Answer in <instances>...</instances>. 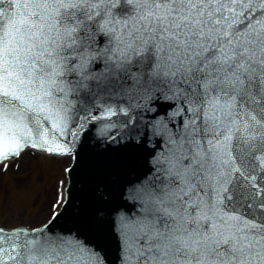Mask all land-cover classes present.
<instances>
[{
  "label": "snow or ice",
  "instance_id": "snow-or-ice-1",
  "mask_svg": "<svg viewBox=\"0 0 264 264\" xmlns=\"http://www.w3.org/2000/svg\"><path fill=\"white\" fill-rule=\"evenodd\" d=\"M85 91L159 92L183 114L153 125L164 148L120 221L122 264H264V0H0V161L67 154L52 130L77 135ZM0 264L98 254L74 234L0 228Z\"/></svg>",
  "mask_w": 264,
  "mask_h": 264
},
{
  "label": "water",
  "instance_id": "water-1",
  "mask_svg": "<svg viewBox=\"0 0 264 264\" xmlns=\"http://www.w3.org/2000/svg\"><path fill=\"white\" fill-rule=\"evenodd\" d=\"M157 95V104L135 100L125 114L118 109L129 107L132 102L125 101L128 96L94 98L85 91L78 107H91L92 111L87 113L88 119L78 118L69 125L70 130H77V135L73 137L69 131L60 137L59 132L52 130L60 142L64 138L63 143L73 147L74 160L68 172L67 202L44 229L50 234H74L87 247L100 251L106 264H121L120 221L126 218L130 205H140L139 193L145 187L141 183L155 169L154 159L164 148L161 135L153 134V125L164 120L175 128L183 119V114L174 115L175 101L166 99L167 103H162L165 97L159 92ZM106 106L116 110L110 119L102 118ZM84 114L81 112L80 116ZM38 156L44 161L54 160Z\"/></svg>",
  "mask_w": 264,
  "mask_h": 264
},
{
  "label": "rangeland",
  "instance_id": "rangeland-1",
  "mask_svg": "<svg viewBox=\"0 0 264 264\" xmlns=\"http://www.w3.org/2000/svg\"><path fill=\"white\" fill-rule=\"evenodd\" d=\"M27 155L23 170L12 164L6 172L0 170V226L5 228L45 222L56 197L54 188L63 181L62 169L68 164L67 159L44 161L37 154Z\"/></svg>",
  "mask_w": 264,
  "mask_h": 264
},
{
  "label": "bare ground",
  "instance_id": "bare-ground-1",
  "mask_svg": "<svg viewBox=\"0 0 264 264\" xmlns=\"http://www.w3.org/2000/svg\"><path fill=\"white\" fill-rule=\"evenodd\" d=\"M22 158H25V160H26V159L29 160V158L26 157V155H24V154H22V155L20 156L19 159H22ZM22 160H23V159H22ZM22 160H20V162H19L20 166H19L18 170L20 169V167H21L22 170H23L24 167H25V165H24L25 162L23 163ZM55 189H56V188H54V192H55ZM38 217H39V216H37V219H38Z\"/></svg>",
  "mask_w": 264,
  "mask_h": 264
}]
</instances>
